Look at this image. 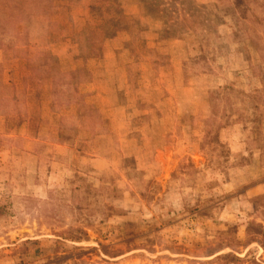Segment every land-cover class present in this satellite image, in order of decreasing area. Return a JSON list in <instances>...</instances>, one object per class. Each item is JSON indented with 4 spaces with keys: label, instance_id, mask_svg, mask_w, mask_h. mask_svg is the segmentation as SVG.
<instances>
[{
    "label": "rangeland",
    "instance_id": "374dc122",
    "mask_svg": "<svg viewBox=\"0 0 264 264\" xmlns=\"http://www.w3.org/2000/svg\"><path fill=\"white\" fill-rule=\"evenodd\" d=\"M0 264H264V0H0Z\"/></svg>",
    "mask_w": 264,
    "mask_h": 264
}]
</instances>
